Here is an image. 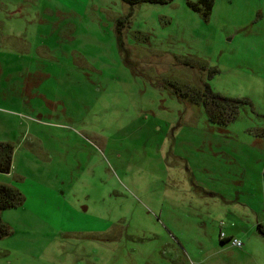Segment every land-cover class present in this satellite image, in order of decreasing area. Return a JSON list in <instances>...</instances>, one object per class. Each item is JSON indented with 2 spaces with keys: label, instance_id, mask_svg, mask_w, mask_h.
<instances>
[{
  "label": "rangeland",
  "instance_id": "374dc122",
  "mask_svg": "<svg viewBox=\"0 0 264 264\" xmlns=\"http://www.w3.org/2000/svg\"><path fill=\"white\" fill-rule=\"evenodd\" d=\"M193 2L0 0V264H264V0Z\"/></svg>",
  "mask_w": 264,
  "mask_h": 264
},
{
  "label": "trees",
  "instance_id": "16d2710c",
  "mask_svg": "<svg viewBox=\"0 0 264 264\" xmlns=\"http://www.w3.org/2000/svg\"><path fill=\"white\" fill-rule=\"evenodd\" d=\"M124 3H127L131 6L142 2L148 3H169L173 0H122ZM194 10L200 12L205 17H208L212 12L214 6V0H197V2L190 3ZM205 94L202 95V102L197 99L196 103L203 104L206 111L210 115H215V112H236L239 107L241 100L229 99L221 97L219 94L215 93L209 84L205 86ZM231 116V115H230ZM15 146L11 143L0 142V172L1 173H10L12 170L13 163V153ZM264 183V175H263ZM25 200V196L22 192L8 184L0 183V237H4L10 234L8 226L3 222L2 212L5 209L15 207L19 204H22ZM259 230L263 232L259 226ZM227 238V236H226ZM226 238L222 239L223 241Z\"/></svg>",
  "mask_w": 264,
  "mask_h": 264
},
{
  "label": "built area",
  "instance_id": "2783aa9c",
  "mask_svg": "<svg viewBox=\"0 0 264 264\" xmlns=\"http://www.w3.org/2000/svg\"><path fill=\"white\" fill-rule=\"evenodd\" d=\"M221 238L222 239L226 238V234L224 232L221 234ZM229 240H230V244L232 246H235V247H238V248H241V249L245 247L244 242L241 241L239 238L231 237Z\"/></svg>",
  "mask_w": 264,
  "mask_h": 264
},
{
  "label": "crops",
  "instance_id": "0c3cea01",
  "mask_svg": "<svg viewBox=\"0 0 264 264\" xmlns=\"http://www.w3.org/2000/svg\"><path fill=\"white\" fill-rule=\"evenodd\" d=\"M231 237H236V236H235V235H232V234H231V235H228L227 238H226V240H229ZM236 238H239V237H236ZM224 241H225V240H224ZM244 248H245V247H244Z\"/></svg>",
  "mask_w": 264,
  "mask_h": 264
}]
</instances>
